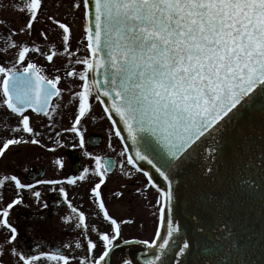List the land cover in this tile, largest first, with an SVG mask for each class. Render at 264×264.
Segmentation results:
<instances>
[{
  "label": "snow or ice",
  "instance_id": "obj_1",
  "mask_svg": "<svg viewBox=\"0 0 264 264\" xmlns=\"http://www.w3.org/2000/svg\"><path fill=\"white\" fill-rule=\"evenodd\" d=\"M46 6L45 0H0V29H6L0 31V110L6 114L0 120L16 121L14 126L7 124L0 129L11 134L0 147V158L6 157L11 146L45 148L39 139L45 131H37L34 114L46 118L44 128L50 130L47 135L55 140L57 148L68 147L61 142L62 135L73 134L69 151H78L91 164L67 179L25 182L15 174L0 178V204L7 185H12L15 193L11 202L0 208V229L10 234L6 243L11 245V257L16 264H39L42 256L55 264H111L110 254L120 247L117 241L121 239L122 225L135 221L118 222L109 214L102 186L117 168L120 175L132 179L134 174L126 169L129 165L147 178L144 191L150 186L159 193V212L154 239H127L123 244L145 246L151 257L146 253L143 264H170L173 253L171 259L176 264H192L188 260L193 255L191 241L181 238L183 225L175 219L180 200L176 176L190 162L201 160L202 175L215 176L216 165L228 151L226 137L258 105L264 108V0H83V56L79 49L72 50V27L53 15L47 19L62 30V51H57L55 43L44 52L35 42H17V36L32 34ZM71 8L79 11L81 3L77 0ZM8 11L24 15L26 25L19 30L12 28L3 15ZM40 36L45 41L49 39L45 31ZM10 52L13 54L5 59ZM31 54L42 56L53 65V76L33 62ZM58 56L66 57L62 68L54 65ZM76 66H82V70L77 71ZM62 80L68 81L66 88L59 86ZM66 92L69 98L65 103ZM93 99L102 106L110 122L107 149L117 153L112 143L115 136L122 145L117 155L124 159L118 161L88 150L90 142L98 143L86 139L85 121L96 123ZM72 106L75 112L71 127L57 131L56 116ZM244 142L250 143L247 139ZM57 148L46 150L56 152ZM259 152L258 164L247 159V155L244 163L249 172L255 167L264 181V146L259 147ZM53 163L62 171L67 160L58 157ZM145 163L163 179L165 190L144 169ZM90 177L98 178V182L91 187L89 198L111 226L110 232L90 225L87 214L69 199L65 185L77 186V182H87ZM255 180V175L244 178L242 188L255 193ZM41 186L57 194L60 204L69 210L60 223L62 230L75 234L64 244L71 255L62 250L36 254L17 247L20 232L10 217L13 210L29 207L25 204V191L41 210L48 209L44 193L36 190ZM259 194L264 196V184L259 183ZM114 195L122 197L123 193L116 191ZM37 225L43 227L42 218ZM199 231L202 243L198 255L202 259L198 264H241L243 236L236 235L231 228H227L226 237H209L203 227ZM92 233L97 240L91 238ZM221 239L226 241V251H221L217 243ZM101 245L103 251L97 257L96 250ZM76 250L83 254L76 255ZM5 254L6 248L0 245V258ZM122 264L134 262L125 258Z\"/></svg>",
  "mask_w": 264,
  "mask_h": 264
},
{
  "label": "flooded vegetation",
  "instance_id": "obj_2",
  "mask_svg": "<svg viewBox=\"0 0 264 264\" xmlns=\"http://www.w3.org/2000/svg\"><path fill=\"white\" fill-rule=\"evenodd\" d=\"M9 2V0H5ZM46 8L44 15L39 17L38 21L34 24L32 34L29 36L27 32L17 36L15 39L17 42L27 41L29 45L35 42L41 46L42 51L47 52L50 44L55 43L57 51H62L61 34L62 30L57 25L52 24L47 19L48 15H53L55 19L60 22L69 24L72 27L73 37L71 41V47L73 51L80 50L81 56L85 55L84 47L86 44H81L80 41L84 40V20H83V1L78 0L81 3V9L75 11L71 8L72 3L77 0H45ZM60 7L57 8L56 5ZM4 18L11 22V27L19 30L27 23V18L15 11H8L4 13ZM5 31L6 29H0ZM45 31L49 37L45 41L40 32ZM81 32H83L81 34ZM13 53L10 52L8 56L4 57L9 59ZM33 62H36L41 67L47 70V75L50 77L54 74L53 65H49L44 57L37 54H31L30 57ZM67 62L66 57L54 58L55 67H61ZM77 71L82 70V66H76ZM60 75H64L61 71ZM68 84L67 80H62L59 85L61 88H66ZM76 90H79L78 88ZM68 94L65 93V103L68 100ZM93 112L92 115L96 117V123L93 124L91 120L85 121L87 127L86 139L89 141H98V143H89L88 150L92 152H102L109 157L121 160L117 153L121 150L122 145L119 139L113 136V147L117 149V153L111 152L107 149V129L110 127V122L106 119L100 105L93 99ZM75 106L64 108L55 118V122L58 125L57 131H63L65 128L71 127V122L74 119ZM3 117L6 115L2 110ZM10 115V114H9ZM12 119V120H11ZM36 121H45L46 118L35 117ZM4 121V120H3ZM15 125V118H8L5 124ZM37 131H40L37 130ZM45 135L50 130L46 129ZM11 137V134L9 133ZM64 139L68 147L59 149L56 146L51 148H57L56 152H48L46 148H40L39 146H16L13 152L10 154L9 159H6V164L1 167L3 158H0V178L4 174L18 175L25 182H35L38 179H50V178H64L67 179L70 176L78 175L84 167H88L91 161L84 158L78 151H69L71 147V141L74 139L73 134L65 133L61 136ZM9 149V150H10ZM9 152V151H8ZM6 152V154L8 153ZM58 157H66V167L60 171L53 161ZM27 169V170H26ZM126 169L133 173V178L128 179L125 176L120 175L119 168L114 170L110 174L106 184L102 186L103 198L106 202V207L109 210V214L119 221L124 219H132L135 221L133 224L122 225L121 239L117 241L120 245L110 254L111 264H122V260L129 258L132 252L140 251L146 248L143 245L128 246L123 244V240L138 239L149 240L154 239L157 224H158V212L156 207V201L159 198V194L154 188L147 186V190L144 191L147 180L142 173H135V170L131 166L126 165ZM98 182V178L90 177L87 182H77V186L65 185L69 192V199L72 200L74 206L79 210L84 211L88 216L89 224L96 225L101 232H110L111 226L103 220L102 214L99 213L98 208L90 200V189L94 186V183ZM126 186V187H125ZM36 190H40L44 193L43 199L48 202L49 208L41 210L31 198L28 192H24L25 204L29 205L28 208H18L13 210L10 217L11 222L16 226L20 232V238L17 243V247L22 251L35 252L36 254L51 253L57 250H62L66 254L71 255L68 249L64 248V244L72 239L75 234L69 231L62 230L60 218L67 215L69 210L66 205L60 204L61 198L57 194L50 193L46 187H39ZM141 190V191H138ZM120 191L123 193L122 197H116L114 193ZM14 187L7 185L4 189L3 203L0 204V208L7 205L14 198ZM81 197H83L81 199ZM57 204H60L57 207ZM82 206V207H81ZM154 213L156 215H154ZM99 217L94 219V217ZM43 221V227L37 225V220ZM141 225H143L141 227ZM7 230L0 229V245L6 248V254L0 258V264H16V259L11 257L10 250L11 245H7V239L9 238ZM91 238L97 240V236L92 233ZM103 251L102 245L96 250V256L98 257ZM76 255H82L83 253L78 250L75 251ZM39 264H55L54 261H47L42 256ZM78 264V262H75Z\"/></svg>",
  "mask_w": 264,
  "mask_h": 264
},
{
  "label": "water",
  "instance_id": "obj_3",
  "mask_svg": "<svg viewBox=\"0 0 264 264\" xmlns=\"http://www.w3.org/2000/svg\"><path fill=\"white\" fill-rule=\"evenodd\" d=\"M245 139L250 143L245 144ZM226 142L228 151L216 165L218 171L215 176L202 175L203 160L190 162L177 174L179 184L176 187L180 200L175 219L183 225L181 238L191 241L193 255L188 260L192 264H198L202 259L198 255L202 243L200 227L209 237H226L227 228L233 229L236 235L244 237V247L239 253L241 264H264V196L259 194V183L264 184V181L260 180L255 167L249 172L244 163L246 155L255 164L259 162V147L264 146V108L258 105L253 112L244 116L226 137ZM143 166L151 172L161 190H165L167 185L155 170L146 163ZM253 175L256 176L255 193L247 192L241 186L244 178L250 179ZM218 228L221 231H217ZM217 243L221 251H226L224 239ZM146 253L150 258L151 253L146 248L132 252L129 258L134 264H143ZM171 255L170 264H176ZM235 256L233 252L234 260Z\"/></svg>",
  "mask_w": 264,
  "mask_h": 264
},
{
  "label": "rangeland",
  "instance_id": "obj_4",
  "mask_svg": "<svg viewBox=\"0 0 264 264\" xmlns=\"http://www.w3.org/2000/svg\"><path fill=\"white\" fill-rule=\"evenodd\" d=\"M83 32H81V34H82ZM0 117H3V114H2V110H0ZM12 120V119H11ZM10 124L12 123V122H9ZM33 123H34V126L36 127V129L37 130H46V128H44V125L47 123V120H45V121H36V120H34L33 119ZM13 125V124H12ZM6 126V124H5V121H3V120H0V129H2L3 127H5ZM14 126V125H13ZM48 130V129H47ZM9 133L10 132H6V131H2V130H0V147H2V145H3V142H4V140L6 139V138H11L10 136H9ZM53 136L55 135L54 133L52 134ZM40 139V141H41V143L42 144H44L45 145V148L47 149V148H51L52 146H56V142H55V140L54 139H52L51 137H49L48 135H45V136H43V137H40L39 138ZM60 139H61V142L62 143H65V141H64V139L63 138H61L60 137ZM66 144V143H65ZM12 147H16V146H12ZM14 148H11L10 150H8L7 152V154H6V157L5 158H3V160H2V163H1V167L4 165V164H6V159L8 160L9 159V156H10V154L13 152V149Z\"/></svg>",
  "mask_w": 264,
  "mask_h": 264
}]
</instances>
